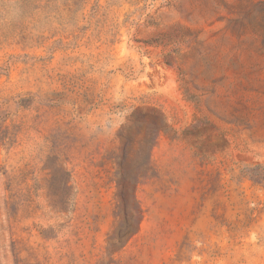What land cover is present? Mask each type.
<instances>
[{
  "label": "rangeland",
  "instance_id": "1",
  "mask_svg": "<svg viewBox=\"0 0 264 264\" xmlns=\"http://www.w3.org/2000/svg\"><path fill=\"white\" fill-rule=\"evenodd\" d=\"M0 264H264V0H0Z\"/></svg>",
  "mask_w": 264,
  "mask_h": 264
}]
</instances>
